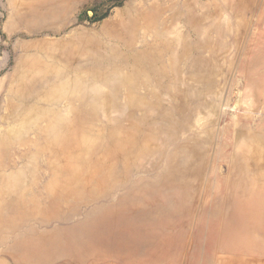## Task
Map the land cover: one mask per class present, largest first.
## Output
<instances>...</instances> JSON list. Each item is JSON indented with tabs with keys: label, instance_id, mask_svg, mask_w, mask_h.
I'll use <instances>...</instances> for the list:
<instances>
[{
	"label": "rangeland",
	"instance_id": "1",
	"mask_svg": "<svg viewBox=\"0 0 264 264\" xmlns=\"http://www.w3.org/2000/svg\"><path fill=\"white\" fill-rule=\"evenodd\" d=\"M0 264H264V0H0Z\"/></svg>",
	"mask_w": 264,
	"mask_h": 264
}]
</instances>
